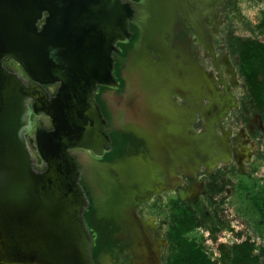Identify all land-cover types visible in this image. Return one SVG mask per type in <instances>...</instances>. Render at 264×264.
<instances>
[{"label": "water", "instance_id": "water-1", "mask_svg": "<svg viewBox=\"0 0 264 264\" xmlns=\"http://www.w3.org/2000/svg\"><path fill=\"white\" fill-rule=\"evenodd\" d=\"M141 1L0 0V264H95L78 161L118 175L99 202L102 213L141 174L140 167L120 173L124 161L94 160L111 144L94 96L99 86L118 87L116 44L131 38ZM125 82L118 125L154 132L155 81L127 70ZM45 85H56L52 97Z\"/></svg>", "mask_w": 264, "mask_h": 264}, {"label": "flooded vegetation", "instance_id": "flooded-vegetation-1", "mask_svg": "<svg viewBox=\"0 0 264 264\" xmlns=\"http://www.w3.org/2000/svg\"><path fill=\"white\" fill-rule=\"evenodd\" d=\"M165 1L168 0H143L133 6L132 36L116 44L118 54L114 56L112 72L118 87L99 86L94 96L106 120L103 129L111 140L110 150L94 160L101 165H114L139 157L142 163V178L129 183V197L118 198L102 213L97 192L84 179V172L88 174L89 170L78 161L80 184L91 197L93 207L90 225L99 235L96 244L93 236L94 262L264 264V243L253 239L246 228L235 226L230 219L235 214L229 217L226 209L232 198L248 193V197L264 195V171L258 175L259 168L253 163L248 164L247 171L243 168L242 161L249 156L247 139L242 147L230 145L231 130L225 127L239 114L249 138L259 141L264 137L259 122L254 121L256 117L264 121V113L246 97L247 88L238 70L240 58L232 51L235 39L226 46L219 40L227 13L238 10L241 0H169L177 12L171 29L163 33L164 46L151 50L147 45L149 56L157 64L164 63L167 53L171 57L177 76L164 89L163 82L157 85L160 92L155 116L160 123L159 108L163 111L166 106L177 114L182 127L181 142L187 145L184 151H151L143 132L137 134L118 125L117 110H124L119 97L127 91L125 71L133 52L144 40L151 6ZM5 64L12 66L9 61ZM44 88L52 97L56 85ZM246 99L252 102L250 107H244ZM246 112L252 114L247 117ZM243 131L241 128L240 133ZM114 144L120 145L121 154L105 159ZM75 157L78 160L77 154ZM234 175L239 176L232 179Z\"/></svg>", "mask_w": 264, "mask_h": 264}, {"label": "rangeland", "instance_id": "rangeland-1", "mask_svg": "<svg viewBox=\"0 0 264 264\" xmlns=\"http://www.w3.org/2000/svg\"><path fill=\"white\" fill-rule=\"evenodd\" d=\"M171 2L169 0L163 3L156 2L151 6L148 20L145 23L144 40L135 49L128 64V73L131 78L137 79L140 75H144L148 82L154 80V83L159 86L161 82H170L172 77L177 76L174 72L175 69L169 53L166 54L164 63L157 64L149 57V47L151 50H154L159 46H164L163 33L171 29V25H173L177 9L171 5ZM227 17L228 20L221 26L219 35V40L224 46L232 42L233 39H257L260 42H264V33H261L260 28L264 17V0H255L252 3L249 0H241L239 2V9L235 12H228ZM241 81L243 80L241 79ZM245 93V90L241 91V95L244 96ZM243 96L240 97L242 98ZM251 103L247 99L244 100V107H250ZM159 112L162 113L160 126L158 129L155 127L154 132L147 131L144 137L146 147L151 149V151L166 150L170 152L175 151V149L184 151L183 148L187 145L181 142L180 131L182 127L179 126L177 114L170 112L167 106L163 108V111L159 108ZM250 113L252 114V112L244 114L249 117ZM236 115V117L228 120L225 124V127L231 130L228 138L231 142L229 141V143L230 145L238 144L239 147H242L245 144L244 141L247 139L245 147L249 150V156L245 161H242L244 171H247L249 163H253L259 168L258 175H262L264 171V137H261L259 141H256L253 137L249 138L244 122L239 114ZM254 121L259 122V126L263 129L261 134H264V121L259 117L254 118ZM241 128L244 130L242 134L240 133ZM141 165L139 157H132L128 158L117 168L120 169V173L124 174L129 168L140 167ZM238 176L234 175L233 178L231 176L227 177L234 179V177ZM116 178H118V175L115 172L113 174L112 172H108L103 176L97 171L89 170L88 174L84 172L85 182L90 183L97 192L98 198L102 201H105L106 196H108L107 185ZM141 178L142 176L138 175L135 177V180L138 182ZM115 192L116 198L121 199L128 198L130 193L128 188L116 190ZM249 194L232 198L226 205L227 214L230 217V214L234 213L235 217L230 218L232 223L243 230L246 228L247 233H251L253 239L258 243H264V225H261V217L257 214L256 209L251 203L248 197ZM104 264L108 263L104 262Z\"/></svg>", "mask_w": 264, "mask_h": 264}, {"label": "trees", "instance_id": "trees-1", "mask_svg": "<svg viewBox=\"0 0 264 264\" xmlns=\"http://www.w3.org/2000/svg\"><path fill=\"white\" fill-rule=\"evenodd\" d=\"M260 28L261 33H264V17ZM233 46V54L237 53L240 58L238 70L247 88L246 97L252 99L256 104V108L264 113V43L248 39H235L233 41ZM121 151L120 145L117 146L114 144L112 152L106 153L104 158L108 160L115 159L121 154ZM86 195L89 200V205L84 213V218L87 228L91 232L92 236H94L96 244L99 235L94 232L90 225L93 207L91 197H89L88 193ZM249 198L254 208L257 210V213L260 215L261 222L264 224V195H252ZM94 254L95 246L93 247V257ZM186 258L187 257L185 256L183 259L186 260Z\"/></svg>", "mask_w": 264, "mask_h": 264}]
</instances>
